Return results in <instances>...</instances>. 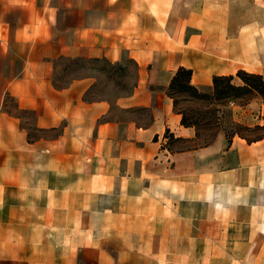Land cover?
I'll list each match as a JSON object with an SVG mask.
<instances>
[{"label":"crops","instance_id":"0c3cea01","mask_svg":"<svg viewBox=\"0 0 264 264\" xmlns=\"http://www.w3.org/2000/svg\"><path fill=\"white\" fill-rule=\"evenodd\" d=\"M178 68L264 78V0H0V264H264V138L197 144Z\"/></svg>","mask_w":264,"mask_h":264},{"label":"rangeland","instance_id":"374dc122","mask_svg":"<svg viewBox=\"0 0 264 264\" xmlns=\"http://www.w3.org/2000/svg\"><path fill=\"white\" fill-rule=\"evenodd\" d=\"M62 73L61 79L64 80L65 76L69 75L71 70L74 69H90L96 70L99 74L97 78L96 87L93 92L96 96L99 95H113L115 92L121 91L125 87L124 73L119 72L116 66L110 65L104 61H81L77 64H73L69 61L61 62ZM116 69V70H115ZM234 84H238L237 81H233ZM173 98L177 102V108L184 110L186 114L194 113L199 114L198 117L205 115V118L210 123L207 126L198 127L197 131V144L201 145L209 141L217 131H223L227 135L236 134L239 137L244 138L247 141H256L264 138V121L260 124H253L252 126H246L243 124L234 123L231 120L230 108H244L249 104H252L255 109L258 107V113L262 110L261 115L255 113L258 120L264 119V99L250 95L241 99L226 101V102H213L207 100H197L189 97L187 94L175 93ZM214 117L209 112L215 111ZM196 116V115H195ZM260 127V128H258ZM262 127V128H261Z\"/></svg>","mask_w":264,"mask_h":264},{"label":"trees","instance_id":"16d2710c","mask_svg":"<svg viewBox=\"0 0 264 264\" xmlns=\"http://www.w3.org/2000/svg\"><path fill=\"white\" fill-rule=\"evenodd\" d=\"M79 62L80 61L76 60L72 61L73 64H77ZM113 66H116V69L119 72L123 73V70L119 65ZM190 74L191 73L189 70L178 68L170 80V83L167 88V95L172 101L173 110L180 116V125L185 128L194 129L196 139L198 127L207 126L210 124L205 118L206 114L202 115V117H198L199 114H194L190 112L189 114H186L184 110L176 109L177 102L173 98V94L183 93L197 100H207L213 102L233 101L250 95H255L264 99V78L260 75L238 71L234 76L238 80V84H234L233 77L231 76H214L211 80L210 91L203 92L195 89L189 84ZM215 113L216 110L209 112V114L213 117ZM224 134L227 139L234 135H227L226 133ZM214 136L215 134L212 135V138L209 141L205 142L202 145L210 143ZM165 139L166 141H169L170 137L168 135H165Z\"/></svg>","mask_w":264,"mask_h":264}]
</instances>
